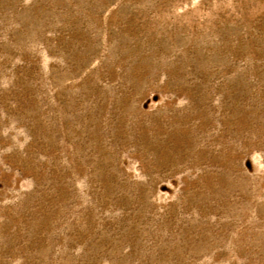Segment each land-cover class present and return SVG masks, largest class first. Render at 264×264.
Listing matches in <instances>:
<instances>
[{"label": "rangeland", "instance_id": "obj_1", "mask_svg": "<svg viewBox=\"0 0 264 264\" xmlns=\"http://www.w3.org/2000/svg\"><path fill=\"white\" fill-rule=\"evenodd\" d=\"M0 264H264V0H0Z\"/></svg>", "mask_w": 264, "mask_h": 264}]
</instances>
